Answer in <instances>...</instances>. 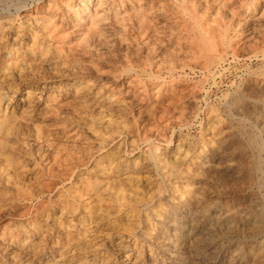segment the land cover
<instances>
[{
	"label": "rangeland",
	"instance_id": "374dc122",
	"mask_svg": "<svg viewBox=\"0 0 264 264\" xmlns=\"http://www.w3.org/2000/svg\"><path fill=\"white\" fill-rule=\"evenodd\" d=\"M42 1L49 0H0V19L7 23L2 34L8 35L0 42V264H264V119L244 116L228 104L240 92L251 104L258 99L259 111H264V57L254 55L264 52V39L254 25H250L254 34L225 30L234 42L243 38L246 44L236 53L224 51L225 59L217 65L213 79L200 69L204 59L190 53L193 40L199 36L195 22L204 17L206 5L202 2L205 7L199 9L200 14L192 15L193 11L178 5L179 0H146L142 4L155 10L150 12L152 34L144 36L129 20L125 38L113 23L110 31L104 32L107 41L97 50L104 55L97 51L93 56L89 52L75 54L76 61L95 65L89 64L87 73L81 75L77 62L61 64L55 54L44 60L34 57L41 47L31 40V31H37L41 41L48 37L38 31L28 15L33 10L27 9L41 6L45 3ZM114 1L122 12L123 3L132 12L131 0ZM242 1L232 0L231 4L236 3V7ZM53 2V7L63 13L61 18L65 15L69 24L66 29L72 30L69 27L75 21L65 12L64 1ZM11 3L27 5L17 16L16 7L8 5ZM231 4L226 7L228 11ZM247 5L258 17L264 0H248L242 10L237 7L242 23ZM73 9L79 10L80 5ZM210 11L214 17L216 10ZM109 17L113 21L114 13ZM261 23L264 28V20ZM161 30L166 31L168 40L160 34L154 38V31ZM236 34L241 35L237 38ZM73 35H62L57 44L73 43ZM15 38L18 44L14 47L19 49L16 52L13 47V51L22 60L4 67L8 60L5 54L12 50ZM47 40L46 45L55 43ZM34 44L33 53L29 47ZM53 47L52 51L57 49L56 44ZM153 73L156 78L151 77ZM7 74L11 77L5 79ZM113 79L118 81L116 87L101 92V85L93 83ZM174 86L180 102L165 110L168 98L163 97L164 92L157 97L154 91L160 87L172 90ZM258 89L259 96L252 92ZM8 103L7 114L12 122L7 123L3 109ZM30 105H34L33 110ZM166 138L173 139V143L167 145ZM151 145L158 147L157 161L151 158ZM208 153L213 161L203 164ZM163 159L170 164L165 166ZM178 167L183 169V177L176 176ZM242 175L248 179L242 180ZM181 190L182 200L190 201L178 209ZM208 199L214 202L212 211L200 213ZM162 209L174 216L187 209L197 212L194 232L182 238L178 247L175 238L166 237L162 243L163 232L154 230L161 221L158 215ZM167 227L171 235L177 228L174 224Z\"/></svg>",
	"mask_w": 264,
	"mask_h": 264
},
{
	"label": "bare ground",
	"instance_id": "6f19581e",
	"mask_svg": "<svg viewBox=\"0 0 264 264\" xmlns=\"http://www.w3.org/2000/svg\"><path fill=\"white\" fill-rule=\"evenodd\" d=\"M64 1V9H65V12L67 13V15H70L72 16V18L74 19L75 23L74 25H72L71 27L69 28H73L72 30L69 29H66L69 24L66 23V18H65V15H63V17L61 18L62 15L60 14H63L62 12H60L59 10L55 9L53 6H55V3L53 2V0H49L48 2H45V1H42V2H45V3H41V6H38L36 7L35 9H27V10H33V11H29L30 13L28 14L29 17H31L32 21H34V24H36V26L39 28V30H42L40 32H45V35H47V37L52 40L53 44H47L44 42V41H41L39 38H38V32L35 30L31 31L32 32V39L31 40H34V42L36 44H39L41 49L40 51L36 54L34 53L33 51L35 50V44L34 45H29L31 52L34 53V57H36V59H38L39 57H43V60H44V57H47L48 55L52 56V54H55V58L57 59V61H60L61 64H66L67 62H69L68 64H70L71 61L73 62H77L76 63V66L78 67L79 69V72L80 74H86L87 70L89 69V64L87 63L86 65H84L85 63L80 60V61H76V56L75 54L78 53L77 51L81 52V53H87L89 52V54H91L92 56L96 54V51L98 50V47L103 45L105 43V37L106 35H104V32L105 30H109L111 29V26L112 24H116L117 27L119 28V30L121 29L122 31V36H125V38H127V27H126V23L127 21L131 20V23L132 21H134L133 23H135L138 27V31H141L142 34H144V36L146 34H149L151 33L150 29L152 26L151 23H152V17H151V14L150 12H153L154 13V7H146L145 5H143V1H146V0H131L129 3V5L132 7V12H128V10H126V5L123 3L122 6H123V12L121 11V7L120 5L118 6L117 4H115V1L114 0H63ZM73 1L75 3H73ZM151 1V0H150ZM231 1L232 0H203V1H200V0H179L178 1V5H181L182 6V9L187 12H190L193 11V13H191L192 15L195 13V14H200L199 13V9L200 8H204L203 5H202V2L206 5V7L204 8L203 10V16L204 17H207V18H200V20H196L195 22V27L197 26V28L199 29L198 33H199V36L196 37L193 41V46L191 47V54L194 55V56H197L200 58H202V60L204 59L203 63H202V66L200 67V69L206 74H209V76H212V78L214 79L215 77V69L217 67V65L222 62L224 58V51L225 50H232L233 52L236 53L237 50H239L240 48H242L241 46H243V44L245 43V41L243 40V38H240L239 41H236L234 42L233 40V37H227L226 34H225V30H233L235 33L237 32H243L242 34H244L245 32H248V33H252L254 34L253 32V29L250 28V25L253 24L254 26V30H257V32L259 31V34H261V37L262 39H264V28H262L263 24L261 23L262 20H264V9L262 12H259V16L256 17V15H253L251 12V7L250 5H247L246 8L247 10H244V11H248L246 13V15L244 16V24L242 23L241 19L242 17H239L241 15V12L238 13L236 12L237 10V7H241L240 9L242 10L244 8L243 5L247 4L248 0H243L241 3H237V6L235 7L234 4L236 3H233V5L231 4ZM230 2V3H229ZM235 2V1H234ZM256 2V1H255ZM8 3V2H7ZM119 3V2H118ZM228 4H231V8H229V11L227 10V6H229ZM9 7L11 6H15L16 7V12H17V16L20 15V10L21 8L25 7L27 4L26 3H11V4H8ZM75 5H80V9L79 10H75L73 9V7ZM148 5V4H147ZM152 5V4H151ZM172 5V4H171ZM170 5V6H171ZM239 5V6H238ZM153 6V5H152ZM174 6V5H173ZM227 7V8H226ZM264 7V6H263ZM212 8L214 10H216L213 14H215V16L213 17L212 13L210 10H212ZM114 9H116V11H114ZM176 9V8H175ZM152 10V11H151ZM154 10V11H153ZM239 10V8H238ZM202 11V10H201ZM200 11V12H201ZM228 11V12H227ZM113 12L114 13V19L113 21L110 20V13ZM186 12V13H187ZM255 13V12H254ZM249 14H252V15H249ZM231 16V18H230ZM5 17V16H4ZM7 19L9 20V22L11 21V18L9 16H6ZM28 17V18H29ZM200 17V16H199ZM1 18V16H0ZM61 19V20H60ZM235 19V20H234ZM227 20V21H226ZM174 22V21H173ZM12 23V22H11ZM256 23V24H255ZM0 24H2L0 26V33L2 34L3 32H5V29L4 27L6 26L7 27V23H4L2 22V19H0ZM134 25V24H133ZM245 25V26H244ZM115 26V25H114ZM243 26L246 27V29L244 31H242L243 29ZM259 26H261L260 28L262 29H258ZM130 27V26H129ZM33 28V27H32ZM109 28V29H108ZM194 28V27H193ZM5 29V30H3ZM35 29V28H34ZM134 29V28H133ZM197 29V30H198ZM117 30V29H116ZM157 30V29H155ZM194 30V29H193ZM197 30L195 31V33H197ZM64 31V32H62ZM110 31V30H109ZM130 31V30H129ZM160 31V30H159ZM159 31H154V38H155V34H160L161 36H164V40L167 39V35L166 34V31H162L159 32ZM170 31V30H169ZM9 32V31H8ZM58 32H62V33H58ZM108 32V31H106ZM19 35V37L21 36V34H19V32H17ZM163 33V34H162ZM169 33V32H167ZM65 35L66 37H70V34H74L73 36H76V41H72L73 43L71 44H65L64 42L62 43L61 41H59V44H57V41L60 39V38H63L62 35ZM152 34V33H151ZM171 34V33H169ZM232 34V33H231ZM230 34V35H231ZM103 35L105 37H103ZM115 35V34H114ZM133 35V34H132ZM233 35V34H232ZM241 34H236V37H240ZM118 36V35H117ZM121 36V37H122ZM147 36V35H146ZM195 36V34H194ZM197 36V35H196ZM8 37L7 34H2V36L0 37V42L2 43V41L4 40V38ZM43 37V36H41ZM65 37V38H66ZM167 37V38H166ZM260 37V36H259ZM18 38V37H16ZM14 39L13 43H12V50L10 49L9 52H6V57L8 58V60L6 61V65H4V67H6L7 65L10 66L12 64H17L18 61L22 60H18V58L20 56H16V53L13 51V47L16 45V43L18 42L17 39ZM31 38V37H30ZM44 38V37H43ZM46 38V37H45ZM114 38V37H113ZM158 38V37H157ZM171 38V37H169ZM250 38V37H249ZM252 38V37H251ZM250 38V39H251ZM3 39V40H2ZM39 39V40H38ZM107 39V38H106ZM153 39V38H152ZM160 40L162 38H159ZM185 39V38H184ZM256 39H258L256 37ZM261 39V38H260ZM2 40V41H1ZM113 40V39H112ZM149 40V39H148ZM151 40V39H150ZM168 40V39H167ZM183 40V39H182ZM237 40V39H236ZM48 41V40H47ZM116 41V40H115ZM121 41V40H120ZM257 43H259L258 41L259 40H256ZM7 42V41H5ZM154 42V41H153ZM157 42V41H156ZM164 42V41H163ZM177 42V41H176ZM183 42V41H182ZM253 42V41H252ZM255 42V41H254ZM262 41H260L261 43ZM107 43V42H106ZM120 43V42H119ZM127 43V42H126ZM190 43V42H189ZM255 43V44H257ZM259 43V44H260ZM263 43V42H262ZM18 44V43H17ZM32 44V42H31ZM56 44V50L52 51L53 50V46H55ZM108 44V43H107ZM112 44V43H111ZM123 44V43H122ZM157 44V43H156ZM188 44V43H187ZM186 44V45H187ZM246 44V43H245ZM252 44V43H251ZM106 45V44H105ZM113 45V44H112ZM177 45V44H176ZM189 45V44H188ZM264 45V43H263ZM67 46V47H65ZM111 46V45H110ZM154 46H155V43H154ZM185 46V44H184ZM255 46V45H254ZM258 46V45H257ZM103 47V46H102ZM130 47H132L130 45ZM153 47V46H152ZM256 47V46H255ZM21 48V47H20ZM28 47H26L27 49ZM150 48V47H149ZM183 48V47H182ZM14 49H16L14 47ZM19 49V48H18ZM16 49V52H18ZM66 49V50H65ZM103 49V48H102ZM185 49V48H184ZM183 49V50H184ZM245 49V48H244ZM243 49V50H244ZM247 49V48H246ZM37 50V48H36ZM65 50V51H64ZM152 50V49H150ZM157 50V49H156ZM177 50V49H176ZM182 50V51H183ZM264 50V49H263ZM22 51V50H20ZM38 51V50H37ZM58 51V52H56ZM174 51V50H173ZM98 52V51H97ZM100 52V50H99ZM98 52V54H100ZM107 52V51H106ZM185 52V51H184ZM182 52V53H184ZM27 53V51H26ZM57 53V54H56ZM103 52H101L102 54ZM105 53V52H104ZM108 53V52H107ZM106 53V54H107ZM110 53V52H109ZM135 53V52H134ZM243 53V52H242ZM259 53V52H258ZM22 54V53H21ZM32 54V53H31ZM80 54V53H79ZM100 54V55H101ZM147 54V53H146ZM149 54V53H148ZM147 54V55H148ZM28 55V54H27ZM30 55V54H29ZM77 55V54H76ZM104 55V54H102ZM246 55V54H245ZM257 58L258 57H261L262 58L264 57V52H262L261 54H254ZM81 56V55H80ZM175 56V55H174ZM242 56V55H241ZM248 56V55H247ZM99 57V55H98ZM101 57V56H100ZM173 57V56H172ZM31 58V57H30ZM39 58V59H40ZM90 58V57H88ZM104 58V57H103ZM103 58H100V59H103ZM107 58V57H106ZM185 58V57H184ZM238 58V57H237ZM42 59V58H41ZM79 59V58H78ZM99 59V58H97ZM99 59V60H100ZM150 59V58H149ZM154 59V58H153ZM34 60V58H33ZM172 60V59H171ZM178 60V59H177ZM233 60V59H232ZM247 60V59H246ZM257 60V59H256ZM39 61V60H38ZM94 61V60H93ZM176 61V60H174ZM225 61V60H224ZM248 61V60H247ZM32 62V61H31ZM36 62V61H35ZM95 62V61H94ZM229 62V61H228ZM5 63V62H4ZM21 63V62H20ZM24 63V61H23ZM59 63V62H58ZM97 63V61H96ZM101 63V62H100ZM158 63V62H157ZM93 64V63H92ZM90 64V65H92ZM181 64V62L179 63ZM43 65V64H42ZM48 65V64H47ZM73 65V64H72ZM88 65V66H87ZM94 65V64H93ZM98 65L99 62H98ZM182 65H184L183 61H182ZM189 65V64H188ZM7 66V67H8ZM17 66V65H16ZM28 66V65H27ZM71 66V65H70ZM95 66V65H94ZM20 67V66H19ZM26 67V66H25ZM73 67V66H72ZM75 67V65H74ZM92 67V66H91ZM146 67V66H145ZM2 68V67H1ZM10 68V67H9ZM13 68V66H12ZM15 68V67H14ZM30 68V67H29ZM58 68V67H57ZM93 68V67H92ZM95 68V67H94ZM96 68H97V65H96ZM100 68V67H99ZM156 68V67H155ZM224 68V67H223ZM226 68V67H225ZM7 69V68H6ZM20 69V68H19ZM22 69V67H21ZM112 69V68H111ZM244 69V68H243ZM2 70V69H1ZM17 69H15L16 71ZM22 70H25V69H22ZM64 70V69H63ZM98 70V69H97ZM5 71V69H4ZM7 71V70H6ZM9 71V70H8ZM12 71V70H11ZM18 71V70H17ZM21 71V70H20ZM26 71V70H25ZM77 71V69H76ZM248 71V70H247ZM1 72V71H0ZM10 72V71H9ZM29 72V71H28ZM40 72V71H39ZM86 72V73H85ZM202 72V73H203ZM66 73V72H65ZM76 73V72H75ZM74 73V74H75ZM203 73V74H204ZM20 74V72H19ZM22 74V73H21ZM25 74V73H24ZM72 74V73H71ZM248 74V73H247ZM14 75V74H13ZM12 75V76H13ZM27 75V74H25ZM32 75V74H31ZM79 75V74H78ZM7 76L8 77H11V74L10 76L7 74L4 76L5 79H7ZM30 75H28L29 77ZM52 76V74H51ZM146 76V75H145ZM156 78L157 76L154 75V73L151 75V77ZM241 76V75H240ZM2 77V76H1ZM24 77V76H23ZM22 77V79H23ZM26 77V76H25ZM61 77V76H60ZM66 77V76H65ZM101 77V76H100ZM148 77V76H147ZM4 78L1 79V81L3 82L4 81ZM21 78V77H20ZM32 78V77H31ZM37 78V77H35ZM13 79V77H12ZM20 79V80H22ZM223 79V78H222ZM11 80V78H10ZM39 80V78H38ZM110 80V79H109ZM160 80V79H159ZM14 81V80H13ZM16 81V80H15ZM118 82L116 81V79H113L111 80L109 83H106V82H103V84H101L102 82L99 81L98 83L97 82H93L95 85H101V87L99 88L100 89V92L104 89H107V88H113L115 86V83ZM130 82V81H129ZM207 82V81H206ZM8 83H11L8 81ZM129 84V83H128ZM138 84V82H137ZM213 84H214V81H213ZM216 84V83H215ZM233 84V83H232ZM4 85V84H3ZM13 85V84H12ZM119 85V84H118ZM58 86V85H57ZM123 86V84H122ZM158 86V85H156ZM154 86V88L156 87ZM248 86V85H247ZM8 87V85H7ZM60 87V85H59ZM92 87V86H91ZM99 87V86H98ZM116 87V86H115ZM136 87V86H135ZM159 87V86H158ZM61 88V87H60ZM157 88V87H156ZM155 88V89H156ZM183 88V87H182ZM191 88V87H190ZM188 88V89H190ZM255 88V87H254ZM44 89V88H43ZM65 89V88H64ZM72 89V88H71ZM208 89V88H207ZM206 89V90H207ZM252 89V88H250ZM4 90V89H3ZM18 90V89H17ZM32 90V89H31ZM90 90V89H89ZM144 90V89H143ZM171 89L169 88H166V87H163V88H158L156 91H154L155 95L158 97L159 95L163 94L164 92V95L163 97L165 99L168 98V107L165 108V110H168L171 106L172 107H176V105L178 104L177 102L180 100V98H177V97H180L178 93H176V87L174 86L172 88V90L170 91ZM246 90V89H245ZM244 90V91H245ZM170 91V92H169ZM180 91V90H179ZM28 92V91H26ZM148 92V91H147ZM182 92V91H181ZM252 92L255 94V95H258L261 93V89H258V90H252ZM6 93V92H5ZM13 93V92H12ZM142 93V92H141ZM152 93V92H151ZM200 93V92H199ZM4 94V93H3ZM79 94V93H78ZM82 94V93H81ZM105 94V93H104ZM120 94H123V93H120ZM125 94H128V90L126 91ZM182 94V93H181ZM206 94V93H205ZM77 95V94H76ZM226 95V94H225ZM253 95V94H252ZM264 95V94H263ZM1 92H0V107H1ZM6 96V95H5ZM4 96V97H5ZM50 96V95H49ZM200 96V95H199ZM7 97V96H6ZM116 97V96H115ZM156 97V100H155V103L158 102V99ZM160 97V96H159ZM198 97V96H197ZM225 97V96H224ZM142 98V97H141ZM151 98V97H150ZM182 98V97H181ZM203 98V97H202ZM11 99V98H9ZM248 96L245 95V94H242V93H238L236 94L234 97H233V100L231 102H228V104L230 105H234L237 107V109L239 110V112H241L244 116L246 115H249V116H255L256 118H263L264 119V111H259V108L260 105L258 103H260V101L258 102V99L256 100H252L253 103L251 104L249 101H248ZM32 100V99H31ZM40 100V99H39ZM38 100V101H39ZM104 101V100H103ZM142 102V100H140ZM184 101V100H183ZM195 101V100H194ZM49 102V101H48ZM127 102V101H126ZM180 102V101H179ZM124 103V102H123ZM184 103V102H183ZM193 103V102H192ZM224 103V101H223ZM10 103H8V105L6 106L4 110V119L3 120H10V117L8 116L7 114V110H8V106H9ZM23 104V103H22ZM51 104V103H49ZM122 104V103H121ZM261 104V103H260ZM55 105V104H54ZM114 105V104H113ZM123 105V104H122ZM126 105V104H125ZM139 105V104H138ZM158 105V104H157ZM160 105V103H159ZM182 105V104H181ZM56 106V105H55ZM54 106V108H55ZM119 106V105H118ZM26 107V106H25ZM24 107V108H25ZM53 107V106H52ZM124 107V106H123ZM162 107V106H161ZM160 107V108H161ZM264 107V106H263ZM30 109H34V105L33 106H29ZM57 108V107H56ZM55 108V109H56ZM114 108V107H112ZM122 108V107H121ZM128 108V107H126ZM138 108V107H137ZM182 108V107H181ZM109 109V108H108ZM210 109V108H209ZM264 109V108H263ZM2 110V108H1ZM13 110V109H12ZM25 110V109H24ZM157 110V109H156ZM164 110V111H165ZM174 110V108H173ZM176 110V109H175ZM203 110V109H202ZM262 110V109H261ZM51 111V110H50ZM103 111V109H102ZM138 111V110H137ZM140 111V110H139ZM162 111V110H161ZM177 111H179L177 109ZM205 111V110H204ZM14 111H12L13 113ZM34 112V111H33ZM49 112V111H48ZM115 112V111H114ZM1 113V112H0ZM10 113V114H12ZM89 113V112H88ZM107 113V112H106ZM132 113V112H131ZM167 113V112H166ZM165 113V114H166ZM177 113V112H176ZM7 114V115H6ZM9 114V115H10ZM55 114V113H54ZM136 114V113H135ZM158 114V113H157ZM161 114V113H159ZM162 114H164L162 112ZM164 114V115H165ZM179 114H180V111H179ZM169 115V114H167ZM177 115V114H176ZM175 115V117H177ZM181 115V114H180ZM21 116V115H20ZM146 116V115H145ZM154 116V115H153ZM156 116V115H155ZM161 116V115H159ZM15 117V116H14ZM45 117V116H44ZM164 117V116H163ZM162 117V119H163ZM167 117V116H166ZM180 117V116H179ZM189 117V116H188ZM23 118V117H22ZM26 118V117H25ZM111 118V117H110ZM109 118V119H110ZM161 118V117H160ZM169 118V117H168ZM13 119V118H11ZM16 119V118H15ZM46 119V118H45ZM58 119V118H57ZM159 119V118H158ZM157 119V120H158ZM246 119V118H245ZM2 120V122H3ZM17 120V119H16ZM116 120V119H115ZM156 120V119H155ZM154 120V121H155ZM164 120V119H163ZM178 120V119H177ZM188 120V119H187ZM186 120V121H187ZM42 121V120H41ZM40 121V122H41ZM152 121V120H151ZM168 121V120H167ZM171 121V120H170ZM261 121V120H260ZM8 123V121H6ZM10 122H12L10 120ZM53 122V121H52ZM115 122V121H114ZM130 122V121H129ZM163 122V121H162ZM169 122V121H168ZM172 122V121H171ZM106 123V122H105ZM127 123V122H126ZM161 123V122H160ZM165 123V122H164ZM249 123V122H248ZM4 125V122L2 123ZM11 124V123H10ZM29 124V123H28ZM108 124H111V123H108ZM158 124V123H157ZM168 124V123H166ZM169 124H171L169 122ZM12 125V124H11ZM13 125H14V121H13ZM49 125V124H48ZM165 125V124H163ZM173 125V123H172ZM217 125V124H216ZM7 126V125H6ZM110 126V125H109ZM115 126V124H114ZM169 126V125H168ZM12 127V126H11ZM111 127V126H110ZM122 127V126H121ZM120 127V128H121ZM170 127V126H169ZM172 127V126H171ZM23 128V127H22ZM113 128V127H112ZM150 128V127H149ZM155 128V127H154ZM1 129V127H0ZM5 129V128H3ZM9 129V128H8ZM12 129V128H11ZM168 129V128H167ZM226 129V128H225ZM7 130V129H6ZM5 130V131H6ZM10 130V129H9ZM17 130V129H16ZM132 130V129H131ZM153 130V128H152ZM161 130V129H160ZM173 130H175L173 128ZM164 132V130H162ZM1 132V131H0ZM12 132V131H11ZM10 132V133H11ZM152 132V131H151ZM156 132V131H155ZM50 133V132H49ZM134 133V132H133ZM148 133V132H147ZM7 134V133H5ZM9 134V133H8ZM12 134V133H11ZM53 134V133H52ZM113 134V132H112ZM146 134V133H145ZM157 134V133H156ZM2 135V134H1ZM107 135V134H106ZM111 135V134H110ZM159 135L161 136L162 134L159 133ZM8 136V135H7ZM148 136V135H147ZM164 136H165V133H164ZM172 136V135H171ZM155 137V136H154ZM220 137V135H219ZM164 138V137H163ZM18 139V138H17ZM131 139V138H130ZM43 141V140H42ZM162 142V141H161ZM164 142L169 145V144H172L173 143V139H170V138H166L164 140ZM6 143V142H5ZM147 143V142H146ZM158 143V142H157ZM4 144V143H3ZM35 144V143H34ZM238 144V143H237ZM9 145V144H8ZM83 145V144H82ZM161 145V144H160ZM5 146V145H4ZM9 147V146H8ZM17 147V146H16ZM151 158L153 161H157V156L155 154V151L158 149L157 146H153L151 145ZM234 147V146H233ZM50 148V147H49ZM119 148V146H118ZM127 148V147H126ZM201 148V147H200ZM219 148V147H218ZM28 150V149H27ZM72 150V149H71ZM130 150V149H129ZM131 151V150H130ZM138 151V150H137ZM149 151V152H150ZM184 151V150H183ZM11 152V151H10ZM232 152V151H231ZM244 152V151H243ZM118 153V152H117ZM186 153V152H185ZM197 153V152H196ZM205 153V152H204ZM242 154V153H241ZM250 154V153H249ZM18 155V153H17ZM106 155V154H105ZM222 155V154H221ZM12 156V155H11ZM184 156V155H183ZM188 156V155H187ZM17 157V156H16ZM244 157V156H243ZM122 158V157H121ZM146 158V157H145ZM248 158V157H246ZM176 159V158H175ZM259 159V158H258ZM16 160V159H15ZM105 160V159H104ZM109 160V159H108ZM139 160V159H138ZM222 160V159H221ZM22 161V160H21ZM112 161V160H111ZM164 163H165V166H168L169 163H167V161L165 159H163ZM211 162L213 161L211 155L208 153L205 155V157L203 158L202 160V163L205 164V163H208V162ZM259 161V160H258ZM264 161V160H263ZM19 162V161H18ZM104 162V161H103ZM201 162V161H200ZM242 162V161H241ZM250 162V161H249ZM54 163V162H53ZM117 163V162H116ZM121 163V162H120ZM14 164V163H13ZM12 164V165H13ZM23 164V163H22ZM56 164V163H55ZM113 164V163H112ZM147 164V163H146ZM227 164V163H226ZM3 165V164H2ZM50 165V164H49ZM9 166V164H8ZM52 166V165H51ZM5 167V166H4ZM11 167V165H10ZM191 167V166H190ZM96 168V167H95ZM108 168V167H107ZM256 168V167H255ZM186 169V168H185ZM14 170V169H13ZM55 170V169H54ZM53 170V171H54ZM128 170V169H127ZM224 170V169H223ZM259 170V169H258ZM5 171V170H4ZM7 171V170H6ZM16 171V170H15ZM118 171V170H117ZM116 171V172H117ZM147 171V170H146ZM187 171V170H186ZM175 174L177 177L181 176L182 174V177H183V169H181L180 167H178L177 169L175 168ZM223 172V171H222ZM10 173V172H9ZM186 173V172H185ZM253 173V172H252ZM145 174V173H144ZM189 174V173H188ZM111 175V174H110ZM148 175V174H147ZM12 176V175H11ZM194 176V175H193ZM200 176V175H199ZM211 176V175H210ZM243 176V175H242ZM116 177V176H115ZM139 177V176H138ZM160 177V176H159ZM181 177V178H182ZM195 177V176H194ZM226 177V176H225ZM228 177V176H227ZM14 178V177H13ZM108 178V177H107ZM191 178V177H190ZM241 178V177H240ZM247 178V175L243 176L242 177V180L246 179ZM254 178V177H253ZM84 179V178H83ZM171 179V178H170ZM185 179V178H184ZM248 179V178H247ZM106 180V179H105ZM136 180V179H135ZM12 181V180H11ZM15 181V180H14ZM84 181V180H83ZM117 181V180H116ZM115 181V182H116ZM134 181V180H133ZM212 181V180H211ZM231 181V180H230ZM85 182V181H84ZM131 182V181H130ZM173 182V181H172ZM229 182V181H228ZM247 182V181H246ZM21 183V182H20ZM125 183V182H124ZM232 184V183H231ZM81 185V184H80ZM87 185V184H86ZM114 185V184H113ZM257 185V184H256ZM1 186V185H0ZM117 186V185H116ZM177 187V186H176ZM243 187V186H242ZM158 188V187H157ZM162 188V187H161ZM263 188V187H262ZM44 189V188H43ZM154 190V189H153ZM145 191V190H144ZM88 192V191H87ZM103 192V191H102ZM125 192V191H124ZM132 192V191H131ZM205 192V191H204ZM129 192H127L128 194ZM155 193V192H154ZM179 193L181 194L180 196V200L179 202L176 204L177 208H181L182 209V206H186L188 205V202L190 201V198H187V199H184L182 200V190L181 192L179 191ZM209 193V191H208ZM212 193V192H211ZM156 194V193H155ZM201 194V193H200ZM116 195V194H115ZM110 196V194H109ZM206 196V195H205ZM210 196V195H209ZM103 197V195H102ZM118 197V196H117ZM138 197H141V196H138ZM144 197V196H143ZM150 197V196H149ZM200 197V196H199ZM119 198V197H118ZM117 198V199H118ZM258 198V197H257ZM122 199V197H121ZM140 199V198H139ZM154 199V198H153ZM196 199V198H195ZM225 199V198H224ZM103 200V199H102ZM133 200V199H132ZM136 200V199H135ZM206 200V199H205ZM254 200V199H253ZM98 201V200H97ZM100 201V200H99ZM152 201V200H151ZM209 201V199H208ZM131 202V201H130ZM162 202V201H161ZM198 202V201H197ZM254 202V201H253ZM214 202L213 201H209L207 202L206 205H203L202 209L199 210L200 213L202 212H211L212 211V204ZM126 204V203H125ZM195 204V203H194ZM199 204V203H198ZM122 205V204H121ZM238 205V204H237ZM200 206H201V203H200ZM173 207V206H172ZM145 208V207H144ZM234 209V208H233ZM263 210V209H262ZM166 211L167 209H162L161 210V214H159L158 216L161 218V221H159V225H157V227L154 229L155 231H159L160 233L163 232V236H162V243H164V241L166 240V237H168L169 239H176V243H175V246L178 247L180 245V243L182 242V238H189L191 236V234L194 232V225H195V222L197 221V212L195 213H191V209H187V211L184 210V212L180 214H178L177 216H174L173 214H166ZM197 211V210H196ZM231 211V210H230ZM97 213V212H96ZM218 214V213H216ZM245 214V213H244ZM3 215V214H2ZM200 216V215H199ZM222 216V215H221ZM86 217V216H85ZM237 217V216H235ZM234 217V218H235ZM248 217V216H247ZM221 218V217H220ZM252 218V217H251ZM259 219V218H258ZM82 220V219H81ZM45 221V220H44ZM131 221V220H130ZM256 221V220H255ZM83 222V221H82ZM142 222V221H141ZM143 223V222H142ZM247 223V222H246ZM149 224V223H148ZM169 224H174L175 228L174 229V232L172 233V235L169 233L170 231L167 229L168 225ZM199 224V223H198ZM263 224V223H262ZM25 225V224H24ZM229 225V224H228ZM219 226V225H218ZM233 227V226H232ZM16 229V228H14ZM33 229V228H32ZM120 229V228H119ZM130 229V228H129ZM171 229V228H170ZM227 229V228H226ZM231 229V228H230ZM137 230V229H136ZM225 230V229H224ZM147 231V229H146ZM208 232V231H207ZM45 233V232H44ZM252 233V232H251ZM10 234V233H9ZM34 234V233H33ZM125 234V233H124ZM143 234V233H142ZM57 235V234H56ZM122 235V234H121ZM262 235V234H261ZM131 236V235H130ZM208 236V235H207ZM217 236V235H216ZM161 237V236H160ZM159 235L156 237L158 239V241L160 240L159 238ZM18 238V237H17ZM47 238V237H46ZM67 238V237H66ZM135 238V237H134ZM29 239V238H28ZM148 239V238H147ZM156 239V240H157ZM77 240V239H76ZM195 240V239H194ZM188 241V240H187ZM243 241V240H242ZM69 242V241H68ZM77 242V241H76ZM157 242V241H156ZM6 243V242H5ZM13 243V242H12ZM41 243V242H40ZM47 243V242H46ZM190 243V242H189ZM74 245V244H73ZM240 245V244H239ZM194 246V245H193ZM46 247V246H45ZM75 247V246H74ZM80 247V246H79ZM262 247V246H261ZM40 248V247H39ZM248 248V247H247ZM263 248V247H262ZM85 249V248H84ZM160 249V248H159ZM200 249V248H199ZM19 250V249H18ZM38 250V248H37ZM66 250V249H65ZM182 250V249H181ZM20 251V250H19ZM189 251V250H188ZM253 251V250H252ZM251 251V252H252ZM255 251V250H254ZM155 252V251H154ZM250 252V251H249ZM37 253V252H36ZM179 254V253H178ZM203 254V253H202ZM252 254V253H251ZM81 255V254H80ZM157 255V254H156ZM261 255V254H260ZM33 256V255H32ZM36 256V255H35ZM263 256V255H262ZM261 256V257H262ZM192 257V256H191ZM256 257V256H254ZM16 258V257H15ZM79 258V257H78ZM151 258V257H150ZM155 258V257H154ZM64 259V258H63ZM164 260V259H163ZM185 260V259H184ZM231 260V259H230ZM263 261V260H262ZM13 262V261H12ZM34 263V260L32 261ZM72 262V261H71ZM257 262V261H256ZM260 262V261H259ZM36 263V262H35ZM207 263V262H206ZM263 263V262H262ZM254 264V263H253ZM256 264V263H255ZM259 264V263H258Z\"/></svg>",
	"mask_w": 264,
	"mask_h": 264
}]
</instances>
